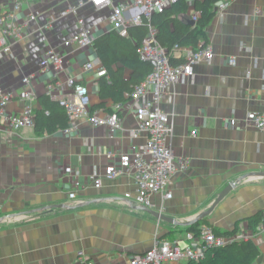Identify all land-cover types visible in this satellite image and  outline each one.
<instances>
[{
    "label": "crops",
    "instance_id": "0c3cea01",
    "mask_svg": "<svg viewBox=\"0 0 264 264\" xmlns=\"http://www.w3.org/2000/svg\"><path fill=\"white\" fill-rule=\"evenodd\" d=\"M31 1L33 10L42 12L56 13L59 9L54 6H65L60 3L63 0ZM227 2L228 7L222 14L216 12L207 27L215 53L212 62L196 64L194 77L170 86L161 103L164 111L174 114V154L187 159L188 164L172 179V199L163 204L162 197L156 195L150 209L160 213L164 205L163 214L178 224L159 220L139 204L126 203L125 194L136 193L134 173L114 180L104 178L99 188L94 185L93 173L105 172L107 152H127L132 144L145 142L144 137L132 138L137 126L133 106L121 111L124 130L116 134L107 126L91 125L87 118L80 120L74 132L38 135L35 126L16 132L3 130L0 264H128L131 256L153 245L157 232L187 245L189 227L197 224L187 223L210 209L219 193L238 180L198 223L206 220L203 225L209 224L224 235L236 227L253 231L249 220L264 210V132L245 127L244 122L248 112L264 111V0ZM11 5L12 0H0V11ZM101 13L90 6L82 11L89 24L104 20ZM46 16L44 13L40 20ZM184 18L190 19L189 15ZM75 23L72 16L58 20L48 31L34 32L27 41L15 44V58L0 59V85L13 95L9 113L19 114L29 103L21 97L23 78L29 74H34L35 112L40 107L39 97L46 94L50 76L40 71L39 60L49 46L66 56L62 77L71 76L90 86L92 108L100 109H94L100 102V76L83 69L89 59L101 62L94 47L62 45ZM231 56H237L235 65L229 64ZM113 105L107 100L101 108L111 112ZM75 175L81 186L71 199ZM253 242L260 255L251 264H264V233ZM79 251H84L85 257H80Z\"/></svg>",
    "mask_w": 264,
    "mask_h": 264
},
{
    "label": "built area",
    "instance_id": "2783aa9c",
    "mask_svg": "<svg viewBox=\"0 0 264 264\" xmlns=\"http://www.w3.org/2000/svg\"><path fill=\"white\" fill-rule=\"evenodd\" d=\"M178 0H63V8L54 6L55 12L37 11L32 8L31 0H12V5L0 11V59L15 58L14 45L29 39L34 32L48 31L53 25L63 18L72 16L75 18V28L62 39L64 48L78 47L82 49L92 48L95 38L106 31L116 30L127 36L129 28L142 24L154 14L161 13ZM190 7V19L195 23L199 12L195 9L196 0H187ZM29 5L27 8L26 6ZM227 0L220 1L216 11L222 14L228 7ZM90 6L105 16L104 20L89 24L82 11ZM50 12V13H48ZM47 14L44 21L42 15ZM107 25V28H106ZM140 57L153 64L152 71L146 78L137 84L130 99L126 103L113 105V111L103 108L93 110V98L90 86L79 83L75 78L62 74L67 69L66 56L57 48L49 46L45 49L39 60V68L50 76V82L45 88L46 94L65 109L69 119V127L66 132H74L79 129V122L87 118L93 126H107L112 134L122 132L123 118L121 111L125 106H133L137 120V126L132 130V138H145L142 144H132L127 152L106 153L108 164L104 174L95 171L93 173L95 187H101L104 178L114 180L117 177L134 173L136 179V193L125 194L128 205L139 204L147 208H153V197L160 195L163 204L173 197L172 179L180 170L187 167V159H179L175 156L171 146V138L174 133V114L162 109L161 103L167 89L179 82L194 77V66L199 63L212 62L215 53L211 44L198 49L191 47L175 46L171 51L162 46L157 39V29L150 25L149 32L139 49ZM171 56L182 60L178 64L170 62ZM237 56L229 58V64L235 65ZM85 71H95L98 76L107 74L106 68L99 60L89 59L83 64ZM34 74L23 78L25 90L21 97L29 101L19 114L8 112V104L13 95L0 85V132L7 130L16 132L24 127H34L36 124V112L34 101L37 97L31 83ZM235 125L236 120L232 119ZM245 127L251 126L264 132V111H250L245 117ZM196 135V131H192ZM0 142V146H1ZM74 188L69 192L71 199L76 198L77 190L81 186L79 180L72 179ZM162 204V205H163ZM161 205V206H162ZM2 208L0 204V209ZM164 205L160 209L163 213ZM264 216V214H263ZM264 233V218L256 227V230L237 231L233 234H218L208 225L200 227L197 235L193 232L186 234L187 245H182L177 238H164L157 232L153 245L145 252L134 254L128 264H189L204 257L205 250L211 247H223L233 242L254 240ZM80 257H85L84 251H79ZM87 264H93L89 261Z\"/></svg>",
    "mask_w": 264,
    "mask_h": 264
},
{
    "label": "trees",
    "instance_id": "16d2710c",
    "mask_svg": "<svg viewBox=\"0 0 264 264\" xmlns=\"http://www.w3.org/2000/svg\"><path fill=\"white\" fill-rule=\"evenodd\" d=\"M222 0H196L195 9L199 12L195 26H190L184 16L189 15L187 0H178L161 13L154 14L142 24L129 28L124 36L116 30L106 31L98 35L93 47L107 74L98 79L100 102L95 108L106 105L107 100L114 104L126 103L130 99L134 87L141 83L152 71L153 64L140 57L139 49L149 32V26L157 29L160 44L171 51L175 46L198 49L209 44L207 27L216 14V6ZM170 62L178 64L171 56ZM40 107L36 110L35 132L38 135L54 134L69 127V119L65 109L50 95L39 97ZM113 111V108L109 109ZM264 210L249 220L250 227L256 230L263 220ZM207 221L189 227V231L197 235L200 226ZM219 233L217 230H215ZM238 231L234 228L227 235ZM260 255L259 247L253 240L237 241L223 247H211L205 250L204 257L189 264H251Z\"/></svg>",
    "mask_w": 264,
    "mask_h": 264
},
{
    "label": "water",
    "instance_id": "95a60500",
    "mask_svg": "<svg viewBox=\"0 0 264 264\" xmlns=\"http://www.w3.org/2000/svg\"><path fill=\"white\" fill-rule=\"evenodd\" d=\"M188 24L190 26H195V22L193 20H187ZM240 180L238 181H235V182H231L229 183L218 195L217 199L215 200V202L212 204L211 208L206 210V211H203L202 213H200L193 221H189L187 224L189 225H192V223H198L200 222L201 220H203L204 218H206L212 211L213 209L216 207V205L233 189L236 187L237 183L239 182ZM142 210H145L151 214H153L156 218H158L159 220H163V221H166V222H169L171 224H178V222L174 219V218H171V217H168L167 215L163 214V213H158L156 211H153L147 207H140Z\"/></svg>",
    "mask_w": 264,
    "mask_h": 264
},
{
    "label": "rangeland",
    "instance_id": "374dc122",
    "mask_svg": "<svg viewBox=\"0 0 264 264\" xmlns=\"http://www.w3.org/2000/svg\"><path fill=\"white\" fill-rule=\"evenodd\" d=\"M179 235V234H178Z\"/></svg>",
    "mask_w": 264,
    "mask_h": 264
}]
</instances>
